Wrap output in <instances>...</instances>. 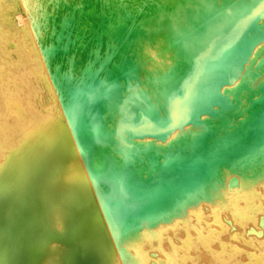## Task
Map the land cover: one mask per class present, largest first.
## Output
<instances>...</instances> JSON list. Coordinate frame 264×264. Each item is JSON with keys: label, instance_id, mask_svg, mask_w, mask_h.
Wrapping results in <instances>:
<instances>
[{"label": "bare ground", "instance_id": "1", "mask_svg": "<svg viewBox=\"0 0 264 264\" xmlns=\"http://www.w3.org/2000/svg\"><path fill=\"white\" fill-rule=\"evenodd\" d=\"M25 7L33 64L0 20V264H264V0Z\"/></svg>", "mask_w": 264, "mask_h": 264}, {"label": "rangeland", "instance_id": "2", "mask_svg": "<svg viewBox=\"0 0 264 264\" xmlns=\"http://www.w3.org/2000/svg\"><path fill=\"white\" fill-rule=\"evenodd\" d=\"M14 0H1L0 4H2V6L8 4L7 7L5 8H1L0 12V20H4L7 21L8 25H6L4 27L5 32L7 33V37L14 35L15 38H7V39H3L2 42L6 43L7 47L6 48H10L9 46V42L13 41V42H17L18 45L16 48V50H14L13 48L10 49V54L13 55V57H19V58H23L27 64H33V59L30 58V52H31V44H33V49L39 54L40 52V48L41 45H39V43L35 40V29H34V23L31 20V18L28 17L27 15V11H26V7H25V2L26 0H15V2L13 3ZM35 2H39L43 0H34ZM37 5V13L40 17H43V11L38 8L39 7V3H36ZM52 8V6H50ZM36 8V7H35ZM4 9H6V11H4ZM39 19V17H38ZM42 19V18H40ZM43 20V19H42ZM46 22V20H45ZM5 25V23H3ZM46 24V23H45ZM51 24H46L44 25L45 27V35L46 33L48 34V38L50 37V27ZM26 37V38H25ZM47 38V39H48ZM13 39V40H12ZM50 40V39H49ZM49 40H47L46 44H49ZM2 62H4V56L0 54V68L2 67ZM260 77V76H259ZM75 147L73 146L70 150V156L72 160L77 158L78 155V150L74 149Z\"/></svg>", "mask_w": 264, "mask_h": 264}]
</instances>
